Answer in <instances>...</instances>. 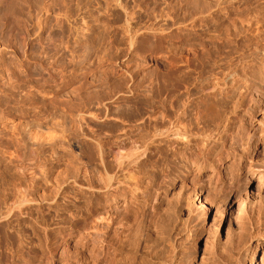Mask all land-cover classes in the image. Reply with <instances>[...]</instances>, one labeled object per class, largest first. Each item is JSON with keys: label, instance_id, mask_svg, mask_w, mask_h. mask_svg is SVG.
Segmentation results:
<instances>
[{"label": "rangeland", "instance_id": "rangeland-1", "mask_svg": "<svg viewBox=\"0 0 264 264\" xmlns=\"http://www.w3.org/2000/svg\"><path fill=\"white\" fill-rule=\"evenodd\" d=\"M46 1L0 0V70H3V74L1 73L2 76L0 75V91H2L0 92V117L1 115H4V118L9 117L11 119L9 121H11L13 124L15 123V125L17 123L19 125V123H23L25 121H21V118L23 116L26 118V121L36 120L45 122V116H43L44 113L39 109L41 108V104L39 101H41V99L45 100V98H48V101L55 99L58 103L54 100V103L51 101L53 107H57L58 111L61 109L60 112H63L64 115L70 117V122H73L70 127V130H73H71L70 133L68 131L66 134H69H65V137L67 138L68 136L67 139L71 138V142L75 140L74 142H77V144L82 141L78 145H80L81 148L83 147L82 151L84 150L88 153V149L85 148L88 147V145L85 141L88 140L87 143L90 145L91 142V145L95 147V138L100 137V135L104 138L109 134L110 131L109 127L106 126H104L105 128L103 130H99V125L95 123L92 124L91 128V121L95 117L99 120H110L112 117L116 116L117 110L120 112L122 111L123 113L125 112L124 114L121 112L123 114L122 116L125 117L128 114H137L135 113L136 109L138 107L141 108L144 103H147L150 100L151 102L155 101V103H158L160 101V96L158 93V76L162 71L161 66L165 61L162 50L167 47L171 51V54H175L174 52H176V50L174 49H177L178 51V48L175 47L179 46L176 41V36H174L175 34H173L178 29V13H176L178 12V3L177 0H147L144 1V4L142 3L143 5L141 4L142 9L139 7L133 9L135 12H140V14L142 12L144 13L145 10H148V13L151 17L146 16L147 18L144 19H154L152 21L143 20V24H141L142 26L140 25L141 28L140 26L138 27L140 30L136 27V29H138L137 31H139L137 35H145L146 33L150 34L151 31L149 32L148 29L145 28V26L149 27L152 22H154L155 24L152 23L150 27H155L156 29L154 28L155 32L152 33H155L154 35L150 34V36L154 38L153 39L150 37L152 40L151 42L155 41V39L159 36L158 33L161 29H166L165 31H168L170 33L172 32L170 34L171 36L168 37L169 39L167 38L165 45H163L164 42H162L163 44L160 42H158L157 44L155 43V46H157L159 50L155 51V49L152 51V53L148 52L149 46H146L147 44L143 45V43H136L134 45V49H136L135 51H137V48L141 49L144 46L146 50H144L141 55H137V53H135V55L130 53L129 51V41L131 40L129 39V37L131 35L129 34V36L126 32L127 16L124 9L122 10L121 7V5H127V7H130H128L129 10H131L133 4L130 0H123L124 2L121 0V2H119V4L121 5H116V3H114L113 5H111V9H109V5L108 8V6L103 3L106 0H100L102 2L101 7L95 4L96 0H57V3L54 4V7L50 5H52L51 1L55 3V0ZM59 1L60 3H58ZM80 1H82V4L78 5ZM41 2L45 3L47 8L50 7L49 10L42 11ZM49 2H51V4ZM59 4H64V6L61 5L60 7H58ZM114 5L115 7L113 8ZM167 10L168 12H166ZM152 12H154V16L152 15ZM160 16L162 17V19ZM8 19H10V21L7 22ZM38 19H40L41 21V30L37 23ZM42 21L44 22L42 23ZM188 28L189 26L187 27V29ZM61 29H64L63 33L61 32ZM58 30L60 32H58ZM48 36L50 38L55 36L56 43H58L61 38L69 41L71 43V46L73 45V48L71 47V49H69L70 56L68 57L70 58H68L69 60L67 59V63L75 61L71 62V64L74 66H71L70 69H67L68 71L66 70L65 73H60V71L58 70L59 67L56 68L58 64L50 65V62L52 63L53 60L49 61L47 59H43L44 64H49V69L53 70H50V72L52 71L51 73H54L52 77L53 79L47 77L46 79L41 76L42 73L38 64L39 58H41L43 55L47 56V54H43V48L40 47L41 49L39 52V47L38 51H36V47L33 46H36V43L40 42V39H42V43L45 44L47 42ZM85 38H87V40L89 38L88 42L85 44V48H80L78 44H73L75 40H86ZM101 38L105 39L104 45L108 46V49L105 48L106 55L103 54V56H100L104 59L102 60V62H100L99 60L100 57L97 58L98 55L96 56L98 50L97 42H99ZM28 42L29 48L27 44ZM108 42L111 44L108 45ZM25 43L26 46L24 47L23 45H25ZM111 46H113V50L110 48ZM163 47L164 49H162ZM30 48L33 50H31ZM23 53L25 54L24 57ZM35 55L37 57H35ZM59 55L60 54H58V56H54V58H58ZM88 55L91 59L87 58ZM113 55H115V57H113ZM28 56L29 58L31 57V60L29 58H26ZM111 59H113L114 62H112ZM109 60L111 61L109 62ZM84 61H86L88 64ZM100 63H102V65ZM87 66H89L88 68L90 69H88ZM90 66H92L93 68ZM70 73L72 76L69 75ZM73 73H75V75H78L75 76ZM61 74L65 76H62ZM130 74L134 76V78H131V80L129 81ZM66 75H69V77ZM108 76L112 78H108ZM8 77L9 79H7ZM63 77L69 84L67 83L66 86L62 88V90H60L59 87H57L59 86L57 83H60L61 80L64 81ZM70 77H80V79L71 80ZM10 78L12 79V81ZM84 80L86 81L84 82ZM85 83H87L88 85ZM110 83H112L113 85H111ZM15 84H17V87L13 89V87L16 86ZM110 85L112 87H110ZM106 87L111 88H108L110 89V91L107 90L109 97L108 95H106L107 93H105L107 92L105 90ZM112 89L113 91H111ZM95 90L100 92L97 93ZM90 95L93 97H91ZM102 95L104 96V98L106 96V99L104 101H102ZM85 96L90 97L87 98ZM82 97L89 101L88 103H86V105H84V103L87 101L84 102L83 100L85 99ZM49 98L51 99L49 100ZM95 98L98 99V101ZM59 101L64 102L61 103ZM93 101L99 106L96 107V105L94 104L92 106ZM99 101L102 103H100ZM82 102L84 103L80 104ZM125 103L128 105L124 106ZM78 104L79 108L81 107L80 110L77 109ZM132 104H136V109L134 107L133 109L127 107H131ZM87 105L94 108L93 109L91 107L92 112L88 111L90 110V107H88ZM87 107L88 110H85L87 109ZM108 107L109 109L115 110L111 111L115 114L111 112L107 113L106 115H109V117H106V119L104 117V109ZM98 109L101 110V113L99 111L95 112V110ZM128 110L130 112H128ZM148 113H145L140 120L144 121L150 115H158L157 111H155V115L152 114L153 112L151 114ZM96 115L99 116L97 117ZM81 116L84 117V119L80 118ZM89 117H91L90 122ZM258 117L257 120H260V116ZM81 119H83V122L87 119V124L80 122ZM105 120L104 122H106ZM140 120L138 121L141 122ZM78 124H82L81 126H83V124L85 126H88L86 127V129L84 128V126V130L81 129V126H77ZM253 125L254 128H252V131L254 129L255 134H259L260 130L258 127V122L255 121ZM79 127L82 131L79 129ZM89 130H92L91 133L87 132ZM14 131L11 132L9 128L4 129L1 127L0 129V174H2L0 175V186L2 184H6L4 188H7L8 185L11 188L10 184L13 185V181H17L16 183H18L19 181H21L19 183H23L24 181L25 184H29L28 181H30V183L31 181H33L32 183H39V185L44 183L43 185L47 187L45 189H34L29 192L30 197L39 201V204L42 206V208H44V214L42 215L46 216L43 217V219L42 216H40V218L38 214H34L33 217H27L23 213L20 215L19 213H17L9 220L8 225L2 224L4 226H2V229H8L12 232H15L16 234L18 233L25 235L22 236L23 240L21 239V241L24 242V246L28 248L29 253H25L30 255H27L25 259H22V261L26 264H65L68 260V256L71 254H73L76 259H79V262L76 264H164L170 260L174 261L177 259L181 260L184 264H215V262L219 261L218 258L220 256L229 251V249L231 248V246L229 245H231V241L237 235V230L240 222L239 204L241 203L240 199L242 197L244 198L246 195H248L249 197L248 200L244 201L246 202V209H248L246 211V214L249 212V215H251V217L253 215V218H259V216L264 217L263 215H261L264 214V176H262L263 178L260 177L262 179L258 178V174L260 172H264V139H262V136H260L259 138L257 137L254 140V145L252 143L250 150H248L249 153L247 151L248 154H244L245 156H242L243 158L239 160L240 162H237V160L236 162H234V164L238 166L231 164L233 163V161L231 162V159L228 158L226 162L223 163L225 165L222 166V168H217L216 172L217 170L219 172L218 178L217 176H214L215 173H213L211 168H207L197 175L194 168H188L186 166L184 167L183 164L177 165L171 155H168L167 158L164 159L162 157L163 154H161L163 152L161 151L162 149L158 147V145L155 146V143L149 146V151H145V160H147L146 165L149 164L146 166L147 173L149 172L147 174L148 176L146 177H149L150 184L146 185L148 188L142 195L143 198L140 200L139 208L126 207L127 209H125L127 212V216L118 214L116 211H114V209H119L120 212H122L123 207L126 206L123 200H120L119 203L112 204H105L104 201H102L101 203L97 202L96 199H94L96 196L95 190H93V186L95 187V183H93V186L91 185L92 188L87 189L86 191L88 192L83 193V195L81 194V196L79 197H77V195H73L74 197L71 196L73 200H71L68 204H70L69 206H73L72 209H70L69 212L68 210L67 212H60V215H58V217L57 215L48 213L46 211V208L48 207V204L50 203L52 198L54 199V195L57 194V187L61 185V182L63 183V181H65L67 183H71L73 181L72 179H74L75 177H77V180H80L79 176L81 163H83V161L86 162V159L80 162L81 160H76L75 157H71V160L70 158H66V160L69 161L59 166V168H56L58 164L56 165V163L53 162L54 160H49L48 162H45V169H43V166L41 164H35L34 162H32V157L30 156V158L27 156L26 151H28V148L25 146L24 142L21 139L19 140L20 132L18 133V130H16L15 132ZM84 131L87 132H85L87 136H90L87 137L86 134L83 133ZM92 133L94 134L92 135ZM75 134H77V138L75 137ZM71 135L72 137H74H69ZM84 135L86 137H84ZM81 144H83V146ZM71 149L73 153H75V148L73 149L71 147ZM71 149L69 148V151H71ZM19 155L22 156L18 157ZM47 155H49V153H44L42 157ZM17 158L19 161L17 160ZM58 158L65 157L61 156ZM11 159H13L12 161L14 163L17 162L18 164L16 163L14 166V163L11 161ZM45 159L48 160V157H45ZM5 160H7V162H11L7 164ZM49 162H52V165H49ZM28 166L30 168H27ZM50 168H52L53 170H50ZM25 169H28L29 172L25 171ZM41 169L43 170L42 173L40 172ZM46 169H48V172L46 171ZM36 171L38 172V174H36ZM43 175L45 177L47 176V179ZM220 175L222 176L221 178ZM11 177L12 179H10ZM217 179L219 181H217ZM7 182H9V184ZM197 194L200 195L199 201L201 200L202 204L204 205L203 208L205 209H203V211H195L193 208L194 202H198V197L196 198ZM100 208H102V210L100 211L103 213V215L102 213L100 214V212L99 214L102 216H105L106 214L107 217L110 214H112L113 216L115 213L113 218L116 219V222L113 225L114 227L111 228L112 233L110 235H107V240H109V242L111 243L109 244L110 246L106 247L107 249L104 248L105 245L102 246L100 241L96 238V240L92 238L94 242L88 241L90 240L91 234L95 233V230L93 231L92 229H95L94 227L96 226V223L99 222V214L97 213L98 209ZM205 212L207 214H205ZM95 220H98V222ZM2 229V233H0L3 235ZM108 230L104 229L105 232ZM87 234L89 237L87 236ZM85 237H87V239ZM5 242L6 241H4L3 237L2 239L0 238V259L2 258L0 260V264H24L21 262V260L10 259V246H8V243ZM26 247H24V251H27L25 250ZM260 254L262 253L260 252L257 256H260ZM98 255H100V259H98ZM17 261H19V263Z\"/></svg>", "mask_w": 264, "mask_h": 264}, {"label": "bare ground", "instance_id": "bare-ground-1", "mask_svg": "<svg viewBox=\"0 0 264 264\" xmlns=\"http://www.w3.org/2000/svg\"><path fill=\"white\" fill-rule=\"evenodd\" d=\"M56 1L57 0H55V3L51 1L52 5L50 6L54 7V4L57 3ZM130 1L133 4V7H131V10H129L130 8L129 6L128 8L127 5L119 4L121 0H106L103 3H105V5L107 6L109 5L110 6V8L108 6L109 9H111V5H113L114 3H116V5H121L122 10L124 9L125 14L127 16V21H126L127 31L126 32L128 33V35L129 34L131 35V36L129 35L130 36L129 39H131L129 41L130 53L132 54L137 53V55L138 54L141 55L144 52V50H146L144 46L141 49L137 48V51H135L136 49H134V45L136 43L138 44L143 43V45L147 44L146 46H149L148 52H151V53L155 49H156L155 51L159 50V48L155 46V43L157 44L158 42L160 43L164 42V44L163 43L162 44L165 45L167 38L171 36L170 34L172 32L170 33L168 31H165L166 29L165 30L161 29L158 33L159 36L157 38L155 37L157 40L155 39V41L151 42L152 41L151 38L153 37H151L150 34L155 32V29H156L155 27H154L155 29L153 27H150L151 24L154 23L152 22L149 27L145 26V28L148 29L149 32L151 31L150 34L146 33L145 35L144 34L137 35L139 32L137 31L139 29L138 27L141 24H143V20L152 21L154 19L152 20L149 18L144 19V18H147L146 16H150L148 13L149 12L148 10H145L144 13L142 12L141 14L140 12L138 13V11L135 12L133 10L134 8H138V7L141 8V6L144 4V1H147V0H130ZM51 2L49 3L51 4ZM58 3H60V1ZM177 3H178L177 5L178 12L176 13H178V17H177L178 29L176 28L177 30L173 34H175L174 36H176V41L179 46L175 47V48H178V51L177 49H174L176 50V52H174L175 54H171V51L167 47H166L167 49L165 48L166 50L164 49V47L162 48L164 49L162 50L163 51L162 54H163V57H165L164 59L165 61H164V64L161 66V70H162L161 73L159 71L160 75L157 73L159 75L158 76L159 83L158 82L157 83H158V88H159L158 93L160 96V101L158 103H155V101L151 102L150 100L147 103H144L141 108H139L138 107L139 105H138L137 109L135 107L136 104H132L131 107L129 106L127 107L132 108V109L134 107L136 109L135 113L137 114L132 113L130 115L128 114L127 116L123 117L122 115L125 112L123 113L121 111L123 113L122 114L120 111L117 110V114L115 117H112L110 120L104 119L106 122H104V120H101V119L100 121L96 117L94 118L95 120L93 119L91 121L92 116L89 117L90 119L89 122L90 121L92 122L91 128H92V124L95 123L99 125V130H103L105 128L104 126H106V127H109L110 131L108 130L109 134L107 136L104 135L106 138L105 137L103 138V136L101 137V135L100 137H98L99 139L94 137L96 139L95 144H94L95 147L91 145L92 144L91 142L89 145L87 143L88 140L85 141L86 144L88 145V147H85L86 149H88L87 150L88 153L85 152L84 150L82 151L83 147L81 148L80 145H78L82 141L77 144V142H74L75 140L71 142L70 140L71 138L67 139L68 136L67 138L65 137V134L68 131L70 133V131L73 130V129L70 130L71 124L73 122H70V119H69L70 117L64 115L63 112H60L61 111L60 108H59L60 110L58 111L57 107L55 106H54L55 108L53 107V105L51 104V101L53 102L54 100L55 102H57L55 99L50 100L51 98H49L50 101H48V98L47 99L45 98V100L41 99V101H39L41 104V108L39 109L41 110V112L44 113L43 116H45L44 117L45 119L44 118L43 119L45 120V122L36 121V120L26 121V118L21 114L24 117V118L23 117L21 118L22 119L21 121H24V120L25 121L23 123L22 122L19 123V125L18 123L15 125V123L13 124L11 121H9L11 120L9 117L4 118V115H1L0 126L4 129L9 128L11 132L14 130L15 131L18 130L17 132L18 133L20 132L19 140L21 139L24 142L25 146L28 148L29 152L26 151L27 156L28 157L31 156L33 160L31 161L34 162L35 164H41L43 166V169H45L44 168L46 165L45 162L46 161L48 162L49 160H52V161L54 160L53 162L56 163V165L58 164L56 168H59V166L69 161V160H66V158L67 159L70 158L71 160V157H75L76 160L78 159L81 160L80 162L86 159V162L83 161V163H81L80 176H79L80 180H77V177L75 178L73 177L74 179H72L73 181L71 183H67L63 181V183L61 182L60 183L61 185L57 187V191H58L57 194L54 195L55 197L53 196L54 199L52 198V200L48 204V207L46 208V211L48 213L58 216L60 215V212H64V211L67 212V210L69 212V210L72 209L73 207L72 205L69 206L70 204H68L71 200H73L71 196L77 195V197H79L81 196V194L83 195V193L88 192L86 190L91 189L93 186L92 184L95 183V187L93 186L94 188L93 190H95L96 197L94 199H96V201L100 203L104 201L105 204L119 203L120 200L121 201L123 200L126 206L123 207L122 212H120L119 209H114V211H116L120 215L127 216L126 207H132V208L138 207L139 208L140 200L143 198L142 195L146 192L148 188L146 185L150 184L149 177H146L148 176L147 174L149 173V172L147 173L146 166L149 164L146 165L147 160H145V151L148 150L149 146L155 143H156L155 146L158 145V147L162 149L161 151L163 152L161 154H163L162 157L164 159H166L168 155H171L174 162L177 165L183 164L184 167L186 166L188 168H194L197 175L200 174L201 171L207 168H211L213 173H215L214 176H217L218 178L219 172L217 170L218 172L217 173L216 169L222 168V166L225 165L223 163H225L228 158L231 159V162L233 161V163L231 164L236 165L234 164V162H236V160L237 162H240L239 160L243 158L242 156L244 154L246 155L247 151L250 150L251 144L253 143L254 145V142H255L254 140L257 137L259 138L260 136H262V139H264L263 138V135H264V76H263L264 74V0H177ZM64 4L63 5L59 4L58 7H60L61 5L64 6ZM81 4H82V1L78 3V5H81ZM95 4L101 7L102 2L100 0H96ZM41 7H42V11L49 10L50 8V7L47 8L45 3H42V2H41ZM114 7L115 5L113 6V8ZM166 12H168V10ZM153 13L154 12H152V15ZM8 21H10V19H8L7 22ZM43 22L44 21H42V23ZM37 23L41 30L42 27H41L40 19H38ZM187 25L189 26L188 29H187L188 27ZM136 27L138 29H136ZM58 32L60 31L58 30ZM61 32L63 33L64 29H61ZM49 38L50 37L48 36L47 42L45 44H43L42 39H40V42L36 43V46L33 45L34 47H36L35 48L37 49L36 51H38V47H39V52H40V49L43 48L44 50L43 54H47V56L43 55L41 58H39V63H38L40 66L41 73H42L41 76H43L44 78L46 77L52 78L54 73H51L53 70L49 69L50 67V66L48 67L49 64L48 65L44 64L43 59L44 60L47 59L49 61L53 60L52 63L50 62V65L58 64L57 66L56 65L55 66L56 68L59 67L58 70L60 71V73L62 72L65 73L67 69H70L71 66H74L71 64V62H75V61H71L70 63H67V61L69 60L68 58H70L68 57L70 56L69 49H71V47L73 46V45L71 46V43L69 41L65 40L64 38H61V40H59V42L56 43L55 36H53L50 39ZM85 39L86 40H83V39L75 40L73 44H78L80 48H85V44L88 42L89 38L88 40L87 38ZM104 43H105L104 38H101L99 42H97V46H98L97 47L98 50L96 54V56L98 55L97 58L105 54V48L108 49V46L104 45ZM27 44L29 48V42ZM69 44H70V47H69ZM110 44L111 43H109L108 45ZM23 46L25 47L26 43ZM110 48L112 49L113 46H111ZM24 53H23V57L25 55ZM58 54H60L59 57L55 59L54 56L56 55L58 56ZM115 55H113V57H115ZM35 57L37 56L35 55ZM26 58H29V56ZM87 58L91 59L89 58V55ZM99 60L100 62H102V60L104 59L103 57H100ZM111 60L112 62H114L113 59ZM111 60H109V62ZM100 64L102 65V63ZM88 67L89 66H87V68ZM50 70L52 71L50 72ZM2 71L3 70H0V75ZM73 74L75 75V73ZM61 75L65 76L63 74ZM69 75H71V73ZM69 75H66V76L69 77ZM80 77L78 78L70 77V78L71 80L72 79L79 80ZM108 78H112V77L108 76ZM131 78H134V76L130 74L129 81L131 80ZM7 79H9V77ZM85 81L86 80H84V82ZM13 82H16V81H13ZM67 83L68 82L64 78V81L61 80L60 83L59 82L57 83L59 85L57 87H59V89L62 90V88H64ZM110 84L113 85L112 83ZM15 85L16 86H14L13 89L17 87V84ZM111 85L110 87H112ZM100 87H99V90H100ZM108 88L106 87V89L105 88L104 89L106 91L107 90L110 91L111 88L110 89ZM108 91L105 92L107 93L106 95H108ZM111 91H113V89ZM96 92L98 93L100 91H96ZM102 98H103L102 101H104L106 99V96L105 98L104 96ZM96 100L98 101V99ZM83 101L85 102L87 100L85 99ZM94 101L92 103V106L94 104L96 105V107H98L99 105L95 104ZM59 102L63 103L64 101L63 102L59 101ZM84 102L80 104H83ZM88 102L89 101L85 102L84 105H86V103ZM126 105L128 104L125 103L124 106ZM77 106H78L77 109L80 110L81 107L79 108V104ZM87 106L90 107L89 105ZM88 107L85 110H88ZM91 107H90V110L88 111H91ZM99 109L95 110V112L96 111L100 112L101 110ZM104 110H105V115H104L105 118L109 117V115L108 116L106 115L107 113H110L111 111H115L113 109H109V107ZM155 111L158 112L157 116L150 115L144 121L140 120L145 113L149 112L148 114H151L153 112L152 114L155 115ZM128 112L130 111L128 110ZM111 113L115 114L114 112H111ZM258 116H260V120L258 119L259 121L257 120ZM80 118L84 119V117L82 116ZM83 119H81L80 122H83ZM138 120H140L141 122H139ZM255 121L258 122V127H259L261 134L258 132L259 134L256 135L254 129L252 131V128H254L253 123ZM86 122H87V119L83 123L85 124ZM84 124L83 126H81L82 124L81 125L78 124L77 126H81L82 127L81 129H84V128L86 129L88 125L85 126ZM91 131L92 130H89L87 132L91 133ZM85 132L86 131H84L83 133ZM93 134L94 133H92V135ZM72 135L69 137H72ZM76 136L77 134H75V137ZM86 136L84 135V137ZM81 145L83 146V144ZM71 147L73 149L75 148L76 150L74 151L75 153H73ZM69 148L71 149V151H69ZM44 153L45 154L49 153V155L42 157ZM21 156L19 155L18 157H21ZM61 156L65 158H58ZM45 157H48V160H46L47 158L45 159ZM12 160L13 159H11V161ZM5 161L7 162V160ZM10 162H7V164ZM16 163H14V166ZM49 165H52V162ZM49 165H48V168H49ZM27 168H30V167L28 166ZM51 169L52 168H50V170ZM249 169H250V166H249ZM41 170L40 172L42 173L43 170L42 171ZM47 170L48 169H46V171ZM25 171H28V169L27 170L25 169ZM36 174H38V172ZM258 175H259L258 178H260L264 176V172L263 173L260 172ZM221 177L222 176L220 175V178ZM10 179H12V177ZM217 181L219 180L217 179ZM13 182H14L13 185L10 184L11 188L8 185L9 182H7L8 183L7 185L9 188L8 187L4 188L6 184L4 185L2 183H1L2 185L0 186L1 187L0 189L1 190L0 191V232H1V229L4 227L2 224L8 225L9 220L17 213H19V215L23 213L27 217H30V216L33 217L34 214H38L39 217L42 216V219L43 217L46 216V215L45 216L42 215L44 214L43 213L44 208H42V206L39 204V201H37L34 198H31L30 193H29L30 191L34 189L38 190L39 188H42V189L47 188L45 185H43L44 183L39 185V183L38 184L32 183L33 181H31V183L30 181H28L29 184H25L24 181L23 183H19L21 181H19L18 183H16L17 181L16 182L13 181ZM199 197L200 195L197 194L196 198L198 202H194L193 204V208L195 211H203V209H205L203 208L204 205L202 204V201L201 200L199 201ZM248 199H249L248 195L240 199L241 200V203L239 204L240 205V208H239L240 209V217H239L240 222H239V227L237 230V235L231 241L232 243L231 245H229L231 246L229 251L226 250L227 252L224 253L222 256H220L218 258L219 261L217 260L218 262H215V264H264V250H263L264 248V217H260L258 215L259 218L257 217L258 218L257 219V218H253V215L251 217V215H249V212L246 214V211L248 209H246L247 208L245 204L246 202L244 201ZM100 210H102V208L98 209L97 214H99V212L100 214L102 213ZM100 214L98 215L99 222L98 220H95L98 223H96V226L94 227L95 229H92L93 231L95 230L94 231L95 233L91 234L90 240L88 241L94 242V240L97 239L100 241L102 246L105 245L104 248H106L110 246L109 244H111L109 240H107L108 239L107 235H110L112 233L111 228L114 227L113 225L116 222V219L113 218L115 213L113 216L112 214H110L108 217H107V214L106 215L104 214L105 216H102L103 213L102 215ZM205 214L207 213L205 212ZM261 215L264 216V214H261ZM241 216H244V217H241ZM104 229L106 230L109 229V230L105 232ZM2 231H3V235L1 234L2 233L1 232L0 238L2 239L3 237L4 241H6L8 243V246H10L9 247V251H10L9 257H11L10 259L11 260L12 259L21 260V262L24 263L22 259H25V257L29 255L25 253V252L29 253L28 248L24 246L25 245L23 244L24 242L21 241V239L23 238L22 236H25V235L18 234V233L16 234L15 232H12L11 230H8V229L7 230L2 229ZM85 238L87 239V237ZM24 247L27 248V249L25 248V250L27 251H24ZM260 252L262 254H260V256H257ZM98 256H99L98 259H100V255ZM73 261H74V264H76L79 262V259H76L73 256V254H71L68 256V260L65 264H73ZM17 262L19 263V261ZM164 264H184V263L181 260L177 259L174 261L170 260Z\"/></svg>", "mask_w": 264, "mask_h": 264}]
</instances>
